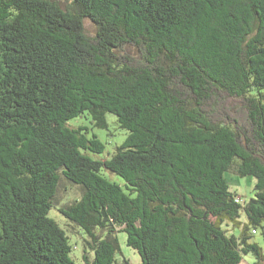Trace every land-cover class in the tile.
<instances>
[{
  "label": "trees",
  "instance_id": "trees-1",
  "mask_svg": "<svg viewBox=\"0 0 264 264\" xmlns=\"http://www.w3.org/2000/svg\"><path fill=\"white\" fill-rule=\"evenodd\" d=\"M108 115L109 158L72 123ZM259 229L264 0H0V264H264Z\"/></svg>",
  "mask_w": 264,
  "mask_h": 264
},
{
  "label": "rangeland",
  "instance_id": "rangeland-1",
  "mask_svg": "<svg viewBox=\"0 0 264 264\" xmlns=\"http://www.w3.org/2000/svg\"><path fill=\"white\" fill-rule=\"evenodd\" d=\"M85 28L90 35H94L96 32V28L93 23L89 20H85L84 22ZM109 121V129L108 130H98L93 129V125L91 124V118L86 117L79 120L72 121L74 127H78L80 125L86 126L90 135L96 134L106 145V153L104 156L108 157V154H112L116 143H121L125 139L126 132L119 129L118 125H115L116 118L113 115H108ZM100 156L99 158H102ZM98 157H96L97 159ZM109 158V157H108ZM109 175V174H108ZM112 180H115V177L109 175ZM226 180L230 189L233 193H236L243 202H248L251 198L254 197L255 191L254 187L256 184V180L252 177L241 178L235 174L227 173ZM64 188L67 189L66 193H63V201H69L74 198H79L80 191L70 186L68 183H64ZM50 218H53L57 221V223L64 229H67V220L56 210H52L49 214ZM71 226L68 227L70 230ZM229 232H232L231 227L226 228ZM264 230L259 229L257 235L254 236V241L259 243L260 245H264ZM120 246L123 254L126 258L130 259L133 264L140 263V256L131 248L127 246V235L119 234ZM72 244L74 245V255L77 258L78 264H83L81 261L82 257V249H83V237L80 235L72 236L71 239ZM247 259L251 260L250 257Z\"/></svg>",
  "mask_w": 264,
  "mask_h": 264
}]
</instances>
